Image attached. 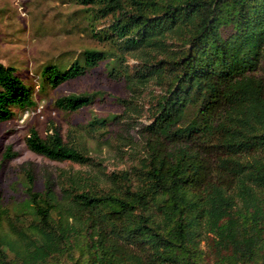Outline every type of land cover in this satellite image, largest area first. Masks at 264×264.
I'll return each instance as SVG.
<instances>
[{"label":"trees","instance_id":"trees-1","mask_svg":"<svg viewBox=\"0 0 264 264\" xmlns=\"http://www.w3.org/2000/svg\"><path fill=\"white\" fill-rule=\"evenodd\" d=\"M75 1L92 24L108 17L94 33L116 45L118 68L136 59L121 70L110 62V74L160 93L140 139L128 141L127 168L58 169L40 189L22 170L24 204L12 212L0 198V264H264V0ZM82 56L45 67L42 84L56 88L108 58L94 48ZM92 100L74 92L54 106L76 112ZM33 104L0 63V122ZM118 118L136 121L129 109ZM25 143L50 160L100 166L55 127L45 137L30 128Z\"/></svg>","mask_w":264,"mask_h":264},{"label":"rangeland","instance_id":"rangeland-1","mask_svg":"<svg viewBox=\"0 0 264 264\" xmlns=\"http://www.w3.org/2000/svg\"><path fill=\"white\" fill-rule=\"evenodd\" d=\"M107 22L108 17L92 24L83 5L75 0H0V63L13 68L34 101L30 107L13 108L12 116L0 122V198L12 212L15 205L25 201L21 185L23 169H31L35 188L40 189L42 178L55 175L58 169L108 172L131 164L128 141L140 139L139 131L150 121L149 106L160 93V87L149 82L140 84L142 88L139 84L129 88L122 75L118 76L120 72L110 74L116 45L94 33ZM89 48L105 51L108 58L81 77L56 88L42 84L40 75L45 67L55 65L64 69L74 60L82 64V52ZM120 62L121 68L123 64L133 67L136 59L126 55ZM118 64L114 66L121 70ZM82 91L92 93L93 100L81 110L66 112L54 106L57 97ZM128 109L136 118L134 123L126 124L125 118L112 120V116ZM93 118L105 121L91 126ZM54 127L65 142L84 147L100 166L50 160L26 146L30 128L45 137ZM7 148L14 156L3 157Z\"/></svg>","mask_w":264,"mask_h":264}]
</instances>
